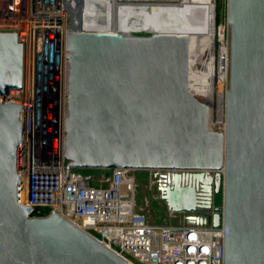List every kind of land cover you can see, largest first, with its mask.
Segmentation results:
<instances>
[{
	"label": "water",
	"instance_id": "1",
	"mask_svg": "<svg viewBox=\"0 0 264 264\" xmlns=\"http://www.w3.org/2000/svg\"><path fill=\"white\" fill-rule=\"evenodd\" d=\"M227 21L218 131L212 103L190 89L189 32L134 35L76 28L73 19L65 154L74 168L172 170L159 188L169 210L196 213L189 219L201 225L222 222L224 264H264V0H227ZM23 77V43L0 32V95L20 89ZM22 112L0 99V264H131L56 211L31 216L20 202Z\"/></svg>",
	"mask_w": 264,
	"mask_h": 264
},
{
	"label": "built area",
	"instance_id": "2",
	"mask_svg": "<svg viewBox=\"0 0 264 264\" xmlns=\"http://www.w3.org/2000/svg\"><path fill=\"white\" fill-rule=\"evenodd\" d=\"M181 1L116 0L131 6L175 5ZM72 23L68 0H0V32H16L24 47L22 87L0 95V99L23 108L20 202L33 208L31 216L56 211L131 264H224L222 222L219 226L201 225L189 219L196 213H181L182 224H154L137 205V170L102 169L96 178L92 169L69 166L65 154L67 35ZM229 42V38L221 41L228 48V72L222 82H229ZM216 80L214 77L212 112L216 98L220 117L229 87L225 92L216 91ZM151 171L159 188L173 173Z\"/></svg>",
	"mask_w": 264,
	"mask_h": 264
},
{
	"label": "bare ground",
	"instance_id": "3",
	"mask_svg": "<svg viewBox=\"0 0 264 264\" xmlns=\"http://www.w3.org/2000/svg\"><path fill=\"white\" fill-rule=\"evenodd\" d=\"M69 3L76 28L106 31L121 29L126 33H130L128 29L142 28L152 29L154 32H189L190 89L212 103L215 76V0H182L175 5L124 7L118 6L115 0H69ZM219 54L216 78L222 82L226 79L228 66L221 76L224 68L222 49ZM202 72H206L208 77L203 76Z\"/></svg>",
	"mask_w": 264,
	"mask_h": 264
},
{
	"label": "rangeland",
	"instance_id": "4",
	"mask_svg": "<svg viewBox=\"0 0 264 264\" xmlns=\"http://www.w3.org/2000/svg\"><path fill=\"white\" fill-rule=\"evenodd\" d=\"M215 38H214V56H215V76H218V64H219V50L223 51V72L227 68V47L226 45H221V41L227 40L230 41V25L227 21V0H215ZM88 29V28H86ZM128 32L134 35H150L154 31L148 28L142 29H128ZM230 44V42H229ZM229 66H230V45H229ZM230 68V67H229ZM203 76L208 77L206 72H202ZM222 78V77H221ZM218 79V77H217ZM223 80V79H222ZM220 84V85H219ZM229 87L228 80L225 82H218L216 80L215 88L216 91L225 92ZM214 90V89H213ZM214 96V91L213 94ZM213 100V97H212ZM212 102V101H211ZM225 121V108L223 107V112L220 117H218L216 111V98L214 101V109L212 112L211 128L218 131H223V123ZM223 122V123H222ZM102 169H92V172L96 175V178L102 174ZM136 175L138 178V186L136 190V201L139 208L146 212L149 220L154 224H182L183 223V214L172 213L166 201L161 197L158 182L155 178L153 171L151 170H137ZM223 204V189L221 187L219 193L214 195V205L216 207H221Z\"/></svg>",
	"mask_w": 264,
	"mask_h": 264
}]
</instances>
